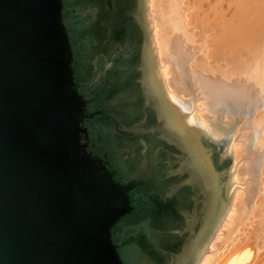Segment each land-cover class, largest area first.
<instances>
[{
  "label": "water",
  "instance_id": "95a60500",
  "mask_svg": "<svg viewBox=\"0 0 264 264\" xmlns=\"http://www.w3.org/2000/svg\"><path fill=\"white\" fill-rule=\"evenodd\" d=\"M229 160L172 94L151 0H0V264H198Z\"/></svg>",
  "mask_w": 264,
  "mask_h": 264
},
{
  "label": "bare ground",
  "instance_id": "6f19581e",
  "mask_svg": "<svg viewBox=\"0 0 264 264\" xmlns=\"http://www.w3.org/2000/svg\"><path fill=\"white\" fill-rule=\"evenodd\" d=\"M151 5L172 94L223 146L231 142L236 159L227 183L235 196L213 235L214 253L200 264H264V0ZM246 234L255 249L245 244Z\"/></svg>",
  "mask_w": 264,
  "mask_h": 264
},
{
  "label": "rangeland",
  "instance_id": "374dc122",
  "mask_svg": "<svg viewBox=\"0 0 264 264\" xmlns=\"http://www.w3.org/2000/svg\"><path fill=\"white\" fill-rule=\"evenodd\" d=\"M198 101V100H197ZM258 112V110H256L255 111V113H257ZM254 113V114H255ZM230 146H231V142L229 141V142H227L226 143V145H224L223 147H224V149L227 151V155H228V157H231V160H229V171L231 172L233 169V167H234V163H235V161H233V160H236L235 159V154H234V151L232 152L231 151V149H230ZM232 166V167H231ZM231 169V170H230ZM232 188H233V186H232ZM241 187H240V185L238 186V188L237 189H240ZM236 192V191H235ZM235 192H233L234 194L232 195V198H234L233 196H235ZM229 193V192H228ZM232 200V199H231ZM232 202V201H231ZM232 204V203H231ZM231 204H230V206H231ZM221 222H223V220L221 221ZM221 225V223L219 224V226ZM257 225V223H255V225L253 224L252 226H250V229L251 228H253L254 226H256ZM219 226H218V228H217V230H216V232H215V234L218 232V229H219ZM259 234H261V233H263V230L260 232H258ZM215 234H214V236H215ZM245 235V233H243V234H241V236L240 237H243ZM247 235V234H246ZM214 236L212 237V239H211V242H212V240H213V238H214ZM211 242H210V244H209V246H208V248H207V250H206V252L204 253V255L202 256V258L200 259V261H199V263L198 264H200V262H201V260L202 259H204L205 257H206V255L208 256V254H213L214 252H212V250L210 249L211 248ZM228 243H230V241L228 240L227 241ZM228 243H226V245L228 244ZM250 244V246H254V249H255V245H256V243H255V239L253 238L252 239V237L251 236H249V235H247V237H246V239H245V244ZM246 248H242V249H240V250H238V253H243V251L245 250ZM224 250V249H223ZM211 251V252H210ZM222 251V250H221ZM208 253V254H207ZM213 259H216V258H213ZM212 264H213V262H212Z\"/></svg>",
  "mask_w": 264,
  "mask_h": 264
},
{
  "label": "flooded vegetation",
  "instance_id": "af4514ba",
  "mask_svg": "<svg viewBox=\"0 0 264 264\" xmlns=\"http://www.w3.org/2000/svg\"><path fill=\"white\" fill-rule=\"evenodd\" d=\"M188 208H189V209H192V211H193V209L195 208V202H193V200L189 203ZM192 213H194V212H192ZM194 218H196V217H194Z\"/></svg>",
  "mask_w": 264,
  "mask_h": 264
}]
</instances>
